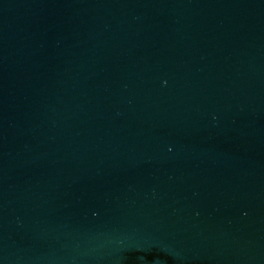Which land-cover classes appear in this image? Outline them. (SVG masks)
<instances>
[{"label":"water","instance_id":"95a60500","mask_svg":"<svg viewBox=\"0 0 264 264\" xmlns=\"http://www.w3.org/2000/svg\"><path fill=\"white\" fill-rule=\"evenodd\" d=\"M0 264H264V0H0Z\"/></svg>","mask_w":264,"mask_h":264}]
</instances>
